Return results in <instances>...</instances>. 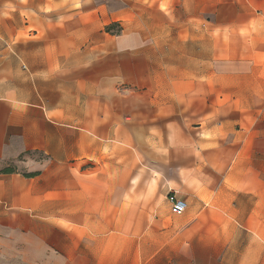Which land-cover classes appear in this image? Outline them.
Segmentation results:
<instances>
[{
  "label": "crops",
  "instance_id": "obj_1",
  "mask_svg": "<svg viewBox=\"0 0 264 264\" xmlns=\"http://www.w3.org/2000/svg\"><path fill=\"white\" fill-rule=\"evenodd\" d=\"M0 264H264V0H0Z\"/></svg>",
  "mask_w": 264,
  "mask_h": 264
},
{
  "label": "rangeland",
  "instance_id": "obj_2",
  "mask_svg": "<svg viewBox=\"0 0 264 264\" xmlns=\"http://www.w3.org/2000/svg\"><path fill=\"white\" fill-rule=\"evenodd\" d=\"M33 161L36 162H44L46 159L40 155H36L34 153H27L17 159L15 163L9 164L7 167L2 166L1 169H10V170H17V169H22V170H29L32 168ZM170 197L168 196V200L170 202Z\"/></svg>",
  "mask_w": 264,
  "mask_h": 264
},
{
  "label": "built area",
  "instance_id": "obj_3",
  "mask_svg": "<svg viewBox=\"0 0 264 264\" xmlns=\"http://www.w3.org/2000/svg\"><path fill=\"white\" fill-rule=\"evenodd\" d=\"M172 208L175 213H182L186 209V204L184 201L172 199Z\"/></svg>",
  "mask_w": 264,
  "mask_h": 264
},
{
  "label": "trees",
  "instance_id": "obj_4",
  "mask_svg": "<svg viewBox=\"0 0 264 264\" xmlns=\"http://www.w3.org/2000/svg\"><path fill=\"white\" fill-rule=\"evenodd\" d=\"M107 31H110V27H107ZM2 172H4V173H11L12 170H10V169H5V170H2ZM28 176H30V175H28Z\"/></svg>",
  "mask_w": 264,
  "mask_h": 264
}]
</instances>
